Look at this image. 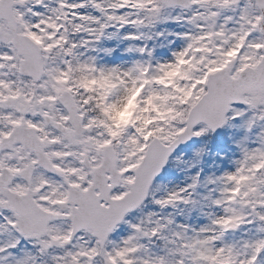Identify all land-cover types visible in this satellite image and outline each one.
Listing matches in <instances>:
<instances>
[{"label": "snow or ice", "instance_id": "obj_1", "mask_svg": "<svg viewBox=\"0 0 264 264\" xmlns=\"http://www.w3.org/2000/svg\"><path fill=\"white\" fill-rule=\"evenodd\" d=\"M0 264H264V0H0Z\"/></svg>", "mask_w": 264, "mask_h": 264}]
</instances>
